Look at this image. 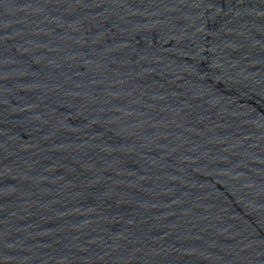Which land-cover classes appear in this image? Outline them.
<instances>
[{"label": "water", "instance_id": "95a60500", "mask_svg": "<svg viewBox=\"0 0 264 264\" xmlns=\"http://www.w3.org/2000/svg\"><path fill=\"white\" fill-rule=\"evenodd\" d=\"M0 264H264V0H0Z\"/></svg>", "mask_w": 264, "mask_h": 264}]
</instances>
